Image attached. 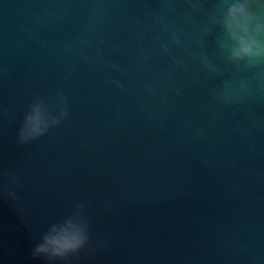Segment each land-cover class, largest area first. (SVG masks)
Masks as SVG:
<instances>
[{
	"label": "water",
	"instance_id": "1",
	"mask_svg": "<svg viewBox=\"0 0 264 264\" xmlns=\"http://www.w3.org/2000/svg\"><path fill=\"white\" fill-rule=\"evenodd\" d=\"M234 2L0 0V264H264V55L231 58ZM69 217L83 244L34 255Z\"/></svg>",
	"mask_w": 264,
	"mask_h": 264
},
{
	"label": "clouds",
	"instance_id": "2",
	"mask_svg": "<svg viewBox=\"0 0 264 264\" xmlns=\"http://www.w3.org/2000/svg\"><path fill=\"white\" fill-rule=\"evenodd\" d=\"M252 17L240 0L227 7L223 17L226 31L232 36L235 45L231 49V58L240 60L264 55V44L256 39L255 32L249 31ZM57 118L52 117L51 123H56ZM48 126V121L43 118L42 102L32 106L31 112L26 115L24 125L20 131L21 140H27L42 134ZM86 239L84 229L71 217L62 224H53L48 232L42 236L41 242L35 247L34 255L44 254L51 258H62L67 253L78 249Z\"/></svg>",
	"mask_w": 264,
	"mask_h": 264
}]
</instances>
